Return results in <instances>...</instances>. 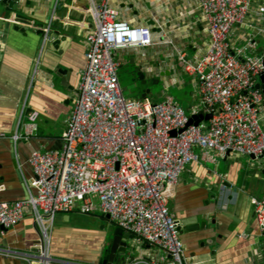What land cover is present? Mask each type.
<instances>
[{
  "label": "crops",
  "instance_id": "obj_1",
  "mask_svg": "<svg viewBox=\"0 0 264 264\" xmlns=\"http://www.w3.org/2000/svg\"><path fill=\"white\" fill-rule=\"evenodd\" d=\"M16 1L17 8L10 13L0 3V201L4 202L27 197L33 151L62 147L61 135L85 66L91 23L89 0ZM113 6L120 19L149 28L152 37L149 47L113 52L120 63L118 79L124 96L144 98L148 86L162 82L161 99L154 98L150 89L145 96L161 102L172 97L168 88L177 86L184 91L191 116L199 103L198 84L177 66L168 42L190 61L204 55L209 38L196 0H115ZM260 8H264V0H255L244 23L233 27L228 38L233 52L254 41L256 49L245 55L264 56V11ZM258 83L260 76L256 77ZM22 106L25 112L20 115ZM30 114L36 115L32 122L36 132L28 136ZM198 116L206 122L204 113ZM261 127L264 130V117ZM194 152L198 159L180 174L169 200L180 226L185 263L264 264V238L251 203L252 198H264V155L227 153L208 163L201 160L198 148ZM116 228L99 213L83 215L76 210L57 215L48 246L52 264H103L109 258ZM38 242V230L28 210L17 226L0 228V264H38ZM126 242V254H118L113 264H163L165 253L160 248L133 235ZM11 253L19 255H7Z\"/></svg>",
  "mask_w": 264,
  "mask_h": 264
},
{
  "label": "built area",
  "instance_id": "obj_2",
  "mask_svg": "<svg viewBox=\"0 0 264 264\" xmlns=\"http://www.w3.org/2000/svg\"><path fill=\"white\" fill-rule=\"evenodd\" d=\"M114 1L89 0L85 66L61 135V149L33 151L27 197L0 201V228H13L28 210L32 212L39 235L35 246L38 264L54 261L48 246L56 216L76 210L83 215L108 216V222L117 228L160 248L165 253L163 264H186L169 200L180 174L198 159L194 149L198 148L201 160L208 163L227 153L255 158L264 155V93L256 88V77L264 72V56L245 55L256 49L254 41L237 52L230 49L228 41L233 27L244 23L255 0H196L209 38L197 61L188 60L168 42L177 66L198 84L199 103L192 115L211 116L189 127L192 115L172 97L155 103L124 96L118 79L120 63L113 52L149 47L152 37L149 28L120 19ZM24 112L22 106L20 115ZM35 117L29 115L28 136L36 132L32 125ZM251 203L264 238V198H252ZM20 258L30 263L26 256Z\"/></svg>",
  "mask_w": 264,
  "mask_h": 264
},
{
  "label": "water",
  "instance_id": "obj_3",
  "mask_svg": "<svg viewBox=\"0 0 264 264\" xmlns=\"http://www.w3.org/2000/svg\"><path fill=\"white\" fill-rule=\"evenodd\" d=\"M56 0L53 1V3H55ZM0 3L5 6V12H12L15 11L17 8V1L15 0H0ZM54 5V4H53ZM52 5V7H53ZM52 10V8H51ZM19 30V29H17ZM39 34H44L43 30L39 31ZM263 63H264V59H263ZM136 73L142 77V73L140 71H136ZM256 88L259 89L261 92L264 93V72L260 75V83L256 84ZM150 93V90L147 89L145 93L142 94V96L145 98L146 95H148ZM211 116L210 115H206L204 117L205 121H208L209 118ZM201 118L197 115H192L189 118V122L187 127L193 125V126H198L199 123L201 122ZM183 130L179 131L182 132ZM176 133L173 132L172 135H175ZM104 219L106 221H108L109 217L105 216ZM180 228V226H178V229ZM131 235L125 231H123L120 228H116V230L114 231V234L112 236L111 239V246H110V254H109V258L107 260L103 261V264H113V261L115 259V257L118 254H122L125 255L126 254V250H127V242L126 239H128ZM124 239V240H123Z\"/></svg>",
  "mask_w": 264,
  "mask_h": 264
},
{
  "label": "rangeland",
  "instance_id": "obj_4",
  "mask_svg": "<svg viewBox=\"0 0 264 264\" xmlns=\"http://www.w3.org/2000/svg\"><path fill=\"white\" fill-rule=\"evenodd\" d=\"M150 89L152 94H156L154 95V98L156 99H161L162 96L164 95V85L162 82H160L159 84L156 85H151L148 86L146 88ZM168 93H170V95H172V97H174L176 99V101L183 107V109L185 110L186 114L189 115L190 114V110L187 109V104L185 101V95H184V91L182 89H179L177 86L175 87H169L168 90L166 91ZM155 102H160V101H155ZM113 225V224H112Z\"/></svg>",
  "mask_w": 264,
  "mask_h": 264
}]
</instances>
